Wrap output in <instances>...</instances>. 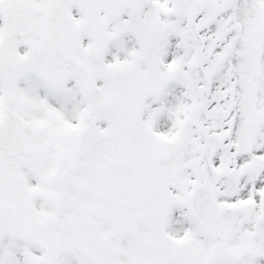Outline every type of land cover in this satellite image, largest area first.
<instances>
[{
    "label": "snow or ice",
    "instance_id": "snow-or-ice-1",
    "mask_svg": "<svg viewBox=\"0 0 264 264\" xmlns=\"http://www.w3.org/2000/svg\"><path fill=\"white\" fill-rule=\"evenodd\" d=\"M0 264H264V0H0Z\"/></svg>",
    "mask_w": 264,
    "mask_h": 264
}]
</instances>
